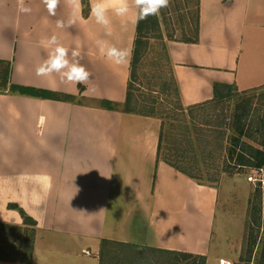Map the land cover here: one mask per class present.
Instances as JSON below:
<instances>
[{"label":"crops","instance_id":"0c3cea01","mask_svg":"<svg viewBox=\"0 0 264 264\" xmlns=\"http://www.w3.org/2000/svg\"><path fill=\"white\" fill-rule=\"evenodd\" d=\"M24 2L30 14L0 0V60L11 62L12 84L28 89L0 94V224L23 227L10 204L36 222L31 264H99L102 240L209 259L218 189L158 161L159 118L123 111L137 23L121 30L113 18L104 37L81 0L80 19L61 30L56 21L72 14L65 0L55 16L42 0ZM199 4V42L167 44L182 104L212 101L215 86L264 87V0ZM53 34L70 49L79 40L87 85L36 75L48 54L40 41ZM99 38L129 49L127 62L101 57Z\"/></svg>","mask_w":264,"mask_h":264},{"label":"rangeland","instance_id":"374dc122","mask_svg":"<svg viewBox=\"0 0 264 264\" xmlns=\"http://www.w3.org/2000/svg\"><path fill=\"white\" fill-rule=\"evenodd\" d=\"M196 3L197 0H170L169 6L161 10L158 16L159 28L150 36L149 46L137 70V79H133L134 105L143 112H149V107L154 103L155 114L167 124L176 119L170 118L166 113L176 108L177 102V96L170 87L172 66L168 58L167 44L194 39ZM165 86L167 89L163 91ZM235 91L232 90L231 96L223 102L197 109L186 118L199 161L194 175L198 177L199 183L217 188L220 195L214 223L213 254L209 259L206 258L205 264H220L221 260L230 261L232 264H246L247 248L254 240L252 262H257L259 255L264 251V183L250 181L249 177L259 179L261 176L255 175L250 168H235L228 161L226 152L227 138L233 134L232 116L236 108L244 109L248 106V133L253 139L258 137L259 128L264 129V91L260 97L250 100L236 98ZM5 93L0 90V94ZM182 106L189 108L183 104ZM173 115L175 113H172ZM221 137H224V140H221ZM248 141L255 143L254 140ZM261 143L264 144V133ZM25 236L24 232L15 234L7 238L6 242L13 241L12 246L16 247L20 241H24ZM138 248L142 257L159 261V264H201L198 256L167 258L154 255L145 247ZM114 251L119 252L117 249ZM6 252L5 255L11 253L13 256H19L18 251ZM90 252L93 257L94 250L91 249ZM128 253L122 252L119 262L128 264L131 257L135 256L133 251Z\"/></svg>","mask_w":264,"mask_h":264},{"label":"trees","instance_id":"16d2710c","mask_svg":"<svg viewBox=\"0 0 264 264\" xmlns=\"http://www.w3.org/2000/svg\"><path fill=\"white\" fill-rule=\"evenodd\" d=\"M200 0H197V14H196V30L195 37L191 41H181L186 43H197L199 42V29H200ZM89 7L84 9V16H88ZM159 28L158 16H151L146 20L140 21L137 23L136 29V38L134 41V47L132 52V61H131V69H130V81L128 85V91L125 103L123 105V111L125 113H133L139 114L148 117H157L155 114L154 103L149 107V112H143L139 110L134 105L135 96L132 90L133 79H137V70L139 65L141 64L142 58L149 46L150 36L154 34ZM11 72H12V64L9 61L0 60V90L5 91L6 93H16L18 92L21 95H26L28 93V89L16 86L11 82ZM172 74V72H171ZM167 86V85H166ZM166 86L163 88L165 91ZM171 89L175 92L177 96L176 108L171 110V112L166 113V115L171 116L173 119V123H166L164 120H161V129L159 135V142L157 148V157L158 161H162L170 167L178 170L182 174L194 179L198 180L194 175V170L197 168L198 156L195 149V144L191 136L190 125L186 122V118L188 114H193L197 109L203 108L207 105H217L223 102L225 99L231 96L232 90H236L232 87H219L215 86V96L214 99L210 102L190 106L189 108H184L180 101V93L177 82L172 75V85H170ZM264 91V87L251 89L243 92L235 91L236 98H245V100H250L255 97H260L262 92ZM40 95V94H39ZM42 96V95H40ZM178 103V105H177ZM110 110L115 107L111 103H105ZM173 111V112H172ZM172 113L175 115L172 116ZM249 118L248 106L241 108L238 107L235 109L232 116V126L231 129L233 134L227 138V159L233 166L237 169L250 168L255 170L264 169V144L261 143V136H263L264 129H258L259 131L258 137H252L248 133L249 127L247 123V119ZM160 119V118H159ZM264 128V126H262ZM221 140H224V137H221ZM248 140H254L255 143H249ZM221 150H223V146L221 145ZM212 154V151L211 153ZM196 167V168H195ZM227 172V169L224 170ZM212 181V178L210 179ZM199 182V181H198ZM9 209L16 210L19 212L23 219V227L15 226L10 224H0V261L2 262H13L20 264H31L34 245H35V234H36V222L29 217L23 209L19 208L16 205H8ZM25 233L24 241H20L19 245L16 247L12 246V242H6L7 238L12 237L13 235H18L20 233ZM21 240V239H20ZM255 247V240L253 243L250 242L247 248L246 254V264H264V251L259 255V259L257 262H252V256L254 253L253 248ZM117 249L119 252H115ZM154 255L165 256L167 258L172 257H185V258H194V255L178 253L174 251H166L160 249L147 248ZM16 252L18 251V255L13 256L11 253L5 255L6 251ZM137 246L102 240L100 245L99 252V264H122L123 262H119L121 258V253L128 251H133L135 256L131 257V260L128 264H159V261H154L148 258H144L141 256V252ZM130 254V253H128ZM131 255V254H130ZM132 256V255H131ZM256 256V255H255ZM201 264H205L206 258L198 256Z\"/></svg>","mask_w":264,"mask_h":264},{"label":"clouds","instance_id":"9594fccd","mask_svg":"<svg viewBox=\"0 0 264 264\" xmlns=\"http://www.w3.org/2000/svg\"><path fill=\"white\" fill-rule=\"evenodd\" d=\"M61 0H42L49 16H55ZM71 7L72 14L65 20H57V29L72 27L80 17L81 0H65ZM170 0H90L89 16L95 24L103 29L104 37H111L114 32L113 18L120 21L121 30H126L128 23H139L151 16H159L162 9L169 6ZM18 11L30 14L32 9L25 5L24 0H18ZM41 46L48 49L45 59L36 67L37 76L53 78L59 76L60 80L68 84L87 85L91 73L80 63V42L75 47L65 46L56 34L40 41ZM96 48L101 57L117 65L127 62L130 50L118 47L109 39L99 38L95 41Z\"/></svg>","mask_w":264,"mask_h":264},{"label":"built area","instance_id":"2783aa9c","mask_svg":"<svg viewBox=\"0 0 264 264\" xmlns=\"http://www.w3.org/2000/svg\"><path fill=\"white\" fill-rule=\"evenodd\" d=\"M253 173H255V175H260L261 177H259V179L254 178V177H249V180L263 184L264 183V169H261V170L253 169ZM84 254L89 255V252H84ZM220 264H232V263L230 261H227V260H221Z\"/></svg>","mask_w":264,"mask_h":264}]
</instances>
